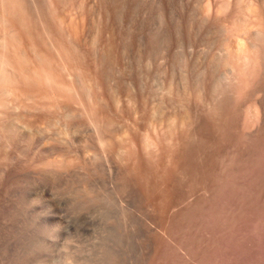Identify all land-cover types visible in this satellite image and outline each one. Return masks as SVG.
<instances>
[{
	"label": "rangeland",
	"instance_id": "1",
	"mask_svg": "<svg viewBox=\"0 0 264 264\" xmlns=\"http://www.w3.org/2000/svg\"><path fill=\"white\" fill-rule=\"evenodd\" d=\"M262 144L264 0H0V264H264Z\"/></svg>",
	"mask_w": 264,
	"mask_h": 264
},
{
	"label": "bare ground",
	"instance_id": "2",
	"mask_svg": "<svg viewBox=\"0 0 264 264\" xmlns=\"http://www.w3.org/2000/svg\"><path fill=\"white\" fill-rule=\"evenodd\" d=\"M49 3H50V2H49ZM22 8H23V7H22ZM23 10H24V9H23ZM44 12H45V11H44ZM61 20H62V19H61ZM64 21H65V20H64ZM22 23H23V22H22ZM14 25H15V24H14ZM67 25H68V24H67ZM27 28H28V27H27ZM48 29H49V28H48ZM78 31H79V30H78ZM78 31H77V32H78ZM38 33H39V32H38ZM51 33H52V32H51ZM40 34H41V33H40ZM50 36H51V35H50ZM21 37H22V36H21ZM40 38H41V37H40ZM42 39H43V38H42ZM40 40H41V39H40ZM52 40H53V39H52ZM55 42H56V41H55ZM28 44H29V43H28ZM45 44H46V43H45ZM54 44H55V43H54ZM73 45H74V44H73ZM39 46H40V45H39ZM57 47H58V46H57ZM72 47H73V46H72ZM61 48H62V45H61ZM63 48H64V47H63ZM76 48H77V47H76ZM69 49H70V48H69ZM75 50H76V49H75ZM59 51H60V50H59ZM65 52H66V51H65ZM42 53H43V51H42ZM44 53H45V52H44ZM71 53H72V52H71ZM47 54H48V53H47ZM61 54H62V53H61ZM68 54H69V53H68ZM69 55H70V54H69ZM69 57H70V56H69ZM69 57H67V58H69ZM74 58H75V57H74ZM83 58H84V57H83ZM85 59H86V58H85ZM68 60H69V59H68ZM79 60H80V59H79ZM65 66H66V65H65ZM76 66H77V65H76ZM62 68H63V67H62ZM78 69H79V68H78ZM91 70H92V69H91ZM70 73H71V72H70ZM87 78H88V77H87ZM222 88H223V87H222ZM248 89H249V88H248ZM216 90H217V89H216ZM218 90H219V89H218ZM211 106H212V105H211ZM214 106H215V105H214ZM215 107H216V106H215ZM215 107H214V109H215ZM222 107H223V106H222ZM224 107H225V106H224ZM224 107H223V109H224ZM209 108H210V107H209ZM218 108H219V109H218V111H219V110H220V107H218ZM225 108H226V107H225ZM236 108H237V107H236ZM223 109H222V110H223ZM226 109H227V108H226ZM210 110H211V109H210ZM216 110H217V108H216ZM222 110H220L221 113H223V111H224V110H223V111H222ZM227 111L229 112V109H228ZM233 111H234V110H233ZM235 111H236V110H235ZM186 112H187V111H186ZM206 112H207V111H206ZM225 112H226V111H225ZM188 113H190V112L188 111ZM218 113H219V112H218ZM218 113H217V114H218ZM221 113H220V115H221ZM184 114H185V113H184ZM214 114H215V113H214ZM225 114H226V113H225ZM228 114H229V113H228ZM185 115H187V114H185ZM185 115H184V116H185ZM205 115H206V114H205ZM223 115H224V114H223ZM223 115H222V116H223ZM235 115H236V114H235ZM215 116H217V115L215 114ZM218 116H219V115H218ZM222 116L220 117V119L222 118ZM227 116H228V115H227ZM229 116H230V115H229ZM181 117H182V116H181ZM188 117H189V116H188ZM203 117H204V115H203ZM182 118H183V117H182ZM205 118H209V117H205ZM205 118H204V119H205ZM223 118H224V117H223ZM184 119H185V118H184ZM184 119H183V120H184ZM187 119H188V118H187ZM190 119H191V118H190ZM190 119H189V120H190ZM192 119H193V118H192ZM220 119H219V120H220ZM227 119H228V118H227ZM187 121H188V120H187ZM205 121H206V120H205ZM209 121H210V120H209ZM222 121H223V119L221 120V122H222ZM229 121H230V120H229ZM257 121H258V120H257ZM189 122H190V121H189ZM191 122H192V121H191ZM218 122H219V121H218ZM223 122H224V121H223ZM183 123H184V122H183ZM183 123H182V127H183ZM197 123H198V122H197ZM210 123H212V122H210ZM233 123H234V122H233ZM191 124H192V123H191ZM191 124H189V125L192 126L193 124H192V125H191ZM199 124H200V123H198V125H197V124H196V125L199 126ZM225 124H226V123H225ZM196 125H195V127H196ZM223 125H224V124H223ZM206 126H207V125H206ZM218 126H219L220 129H221V126H220L219 124H218ZM218 126H217V127H218ZM232 126H233V125H232ZM184 127H185V126H184ZM192 127H193V126H192ZM200 127H201V126H200ZM200 127H198L199 130H201ZM212 127H213V126H212ZM223 127H225V126H223ZM198 128H197V129H198ZM209 128H210V127H209ZM232 128H233V127H232ZM169 129H170V128H169ZM171 129H172V128H171ZM184 129H185V128H184ZM190 129H191V128H190ZM211 129H212V128H211ZM218 129H219V128H217V130H218ZM220 129H219V132H220ZM228 129H229V128H228ZM195 131H196V130H195ZM197 131H198V130H197ZM197 131H196V132H197ZM213 131H214V130H213ZM226 131H227V130H226ZM181 132H182V131H181ZM184 132H185V131H184ZM192 132H193V131H191V133H192ZM202 132H204V131H201V133H202ZM214 132H215V131H214ZM219 132H218V134H219ZM223 132H224V131H223ZM227 132H228V131H227ZM242 132H243V131H242ZM249 132H250V131H249ZM191 133H190V131H189V134H190V135H191ZM194 133H195V132H194ZM181 134H182V133H181ZM226 134H227V133H226ZM192 135H193V134H192ZM198 135H199V134H198ZM202 135H203V134H202ZM202 135H201V136H202ZM224 135H225V134H224ZM238 135H239V134H238ZM250 135H251V134H250ZM188 136H189V135H188ZM216 136H217V135H216ZM221 136H222V134H221ZM241 136H242V135H241ZM241 136H240V137H241ZM186 137H187V136H186ZM189 137H190V136H189ZM192 137H193V136H192ZM198 137H199V136H198ZM222 137H225V136H222ZM193 138H194V137H193ZM213 138H214V137H213ZM238 138H239V137H238ZM247 138H248V137H247ZM252 138H253V137H252ZM188 139H189V138H188ZM222 139H224V138H222ZM231 139H232V138H231ZM239 139H240V138H239ZM239 139H238V140H239ZM242 139H243V138H242ZM185 140H186V139H185ZM192 140H193V139H192ZM201 140H203V138H202ZM229 140H230V139H229ZM235 140H237V139H235ZM238 140H237V141H238ZM257 140H258V139H257ZM187 141H188V140H187ZM205 141H206V139H205ZM205 141H204V143H205ZM225 141H226V140H225ZM239 141H240V140H239ZM178 142H180V141H178ZM181 142L183 143L184 141H181ZM189 142H190V141H189ZM192 142H193V141H192ZM226 142H227V141H226ZM229 142H230V141H229ZM234 142H236V141H234ZM251 142H252V140H251ZM255 142H257V141H255ZM255 142H254V143H255ZM182 143H181V144H182ZM193 143H194V142H193ZM195 143H197V142H195ZM195 143H194V144H195ZM207 143H208V142H207ZM211 143H212V142H211ZM214 143H215V140H214ZM223 143H224V141H223ZM239 143H240V142H239ZM179 144H180V143H179ZM181 144H180V145H181ZM188 144H189V143H188ZM194 144H193V145H194ZM197 144H199V143H197ZM225 144H226V143H225ZM240 144H241V143H240ZM240 144H238V145H240ZM243 144H245V143H243ZM257 144H258V142H257ZM193 145H192V146H193ZM203 145H204V144H203ZM206 145H207V144H206ZM206 145H205V146H206ZM210 145H211V144H210ZM213 145H214V144H213ZM218 145H219V144H218ZM234 145H235V147H236V144H234ZM262 145H264V144H262ZM192 146H191V147H192ZM246 146H247V145H246ZM195 147H196V146H195ZM209 147H210V146H209ZM212 147H213V146H212ZM221 147H222V146H221ZM239 147H240V146H239ZM253 147H254V145H253ZM193 148H194V147H193ZM236 148H237V147H236ZM240 148H241V147H240ZM248 148H249V147H248ZM256 148H257V146H256ZM202 149H204V148H202ZM241 149H242V148H241ZM258 149H259V148H258ZM173 150H174V149H173ZM187 150H188V149H187ZM195 150H196V149H195ZM199 150H200V149H199ZM209 150H210V149H209ZM162 151H163V150H162ZM165 151H166V150H165ZM175 151H176V150H175ZM175 151H174V152H175ZM179 151H181V150L179 149ZM200 151H201V150H200ZM204 151H205V150H204ZM212 151H213V150H212ZM254 151H255V150H254ZM256 151H257V150H256ZM172 152H173V151H172ZM183 152H185V151H183ZM193 152H194V151H193ZM206 152H208V150H207ZM251 152H252V151H251ZM170 153H171V152H170ZM175 153H176V152H175ZM194 153H195V152H194ZM199 153H202V152H199ZM166 154H167V153H166ZM190 154H191V153H190ZM190 154H189V155H190ZM203 154H204L203 156H206L205 153H203ZM208 154H209V153H208ZM239 154H240V153H239ZM249 154H250V153H249ZM257 154H258V153H257ZM191 155H192V154H191ZM199 155H200V154H199ZM201 155H202V154H201ZM240 155H241V154H240ZM253 155H254V154H253ZM195 156H196V155H195ZM211 156H212V155H211ZM251 156H252V155H251ZM254 156H255V155H254ZM257 156H258V155H257ZM169 157H170V155H169ZM173 157H175V156H173ZM173 157H172V158H173ZM188 157H189V156H188ZM191 157H192V156H191ZM191 157H189V158H191ZM207 157H208V156H207ZM209 157H210V156H209ZM258 157H259V156H258ZM170 158H171V157H170ZM180 158H181V157H180ZM205 158H206V157H205ZM223 158H225V157H223ZM196 159H197V157H196ZM198 159H199V157H198ZM201 159H202V157H201ZM217 159H218V158H217ZM169 160H170V159H169ZM173 160H174V159H173ZM188 160H189V159H188ZM188 160H187V161H188ZM205 160H206V159H205ZM212 160H213V158H212ZM212 160H211V161H212ZM159 161H160V160H159ZM161 161H163V159H162ZM161 161H160V162H161ZM171 161H172V159H171ZM182 161L184 162V160H182ZM202 161H203V160H202ZM202 161H201V162H202ZM258 161H259V160H258ZM190 162H191V161H190ZM198 162H199V161H198ZM225 162H226V161H225ZM225 162H224V163H225ZM251 162H252V160H251ZM254 162H255V161H254ZM202 163H203V162H202ZM212 163H213V162H212ZM156 164H159V163L156 162ZM167 164H169V163H167ZM190 164H191V163H190ZM204 164H205V163H204ZM204 164H203V165H204ZM213 164H214V163H213ZM258 164H259V163H258ZM159 165H160V164H159ZM161 165H162V164H161ZM163 165H164V164H163ZM180 165H181V164H180ZM191 165H193V164H191ZM198 165H199V164H198ZM224 165H225V164H224ZM249 165H250V164H249ZM171 166H172V164H171ZM171 166H170V167H171ZM174 166H175V165H174ZM177 166H179V165H177ZM199 166H200V165H199ZM168 167H169V166H168ZM168 167H167V168H168ZM193 167H194V166H193ZM197 167H198V166H197ZM159 168H160V167H159ZM179 168H181V167H179ZM183 168H184V167H183ZM183 168H182V170H183ZM209 168H210V167H209ZM209 168H208V169H209ZM164 169H165V168H164ZM189 169H190V168H189ZM177 170H178V169H177ZM257 170H258V169H257ZM155 171H156V170H155ZM197 171H198V170H197ZM204 171H205V169H204ZM152 172H153V171H152ZM164 172H165V171H164ZM177 172H178V171H177ZM180 172H181V171H180ZM185 172H186V171H185ZM194 172H195V171H194ZM213 172L215 173V171H213ZM223 172H224V171H223ZM256 172H257V171H256ZM156 173H157V172H156ZM166 173H167V172H166ZM170 173H172V172H170ZM188 173H189V172H188ZM188 173H187V174H188ZM201 173H202V171H201ZM216 173H217V172H216ZM219 173H220V172H219ZM253 173H254V172H253ZM150 174H152V173H150ZM163 174H164V173H163ZM168 174H169V173H168ZM189 174H190V173H189ZM189 174H188V175H189ZM198 174H199V173H198ZM205 174H206V173H205ZM257 174H258V173H257ZM184 175H185V174H184ZM184 175H183V177H184ZM188 175H187V176H188ZM199 175H200V174H199ZM201 175H202V174H201ZM218 175H219V174H218ZM223 175H224V174H223ZM223 175H222V176H223ZM168 176H169V175H168ZM185 176H186V175H185ZM189 176H191V174H190ZM193 176H194V175H193ZM195 176H196V175H195ZM202 176H203V175H202ZM207 176H208V175H207ZM212 176H213V175H212ZM222 176L220 177V179L222 178ZM158 177H159V176H158ZM158 177H157V178H158ZM169 177H170V176H169ZM200 177H201V176H200ZM186 178H187V177H186ZM188 178H190V177H188ZM188 178H187V179H188ZM201 178H202V177H201ZM207 178H208V180H209V177H207ZM165 179H166V178H165ZM192 179H193V178H192ZM256 179H257V178H256ZM161 180H162V179H161ZM167 180H168V179H167ZM169 180H170V179H169ZM179 180H180V179H179ZM183 180H184V179H183ZM194 180H196V179H194ZM199 180H200V179H198V181H199ZM201 180H202V179H201ZM221 180H222V179H221ZM162 181H163V180H162ZM164 181H165V180H164ZM186 181H189V180H186ZM147 182H148V181H147ZM150 182H151V180H150ZM152 182H153V181H152ZM174 182H175V181H174ZM194 182H195V181H194ZM194 182H193V183H194ZM206 182H207V181H206ZM211 182H212V181H211ZM220 182H222V181H220ZM228 182H229V181H228ZM253 182H254V181H253ZM158 183L160 184V182H158ZM167 183H168V182H167ZM183 183H184V181H183ZM191 183H192V182H191ZM197 183H198V182H197ZM153 184H154V183H153ZM200 184H201V183H200ZM208 184H209V183H208ZM213 184H214V183H213ZM226 184H227V183H226ZM253 184H254V183H253ZM162 185H163V184H162ZM167 185H168V184H167ZM185 185H187V184H185ZM192 185H194V184H192ZM197 185H199V183H198ZM151 186H152V184H151ZM181 186H182V185H181ZM206 186H207V185H206ZM223 186H224V185H223ZM227 186H228V185H227ZM227 186H225V187H227ZM251 186H252V184H251ZM258 186H259V185H258ZM191 187H192V186H191ZM203 187H205V186H203ZM211 187H212V186H210V189H211ZM214 187H215V189H216V186H214ZM218 187H219V186H218ZM225 187H224V188H225ZM252 187H253V186H252ZM174 188H175V187H174ZM192 188H193V189H196V188H194V187H192ZM198 188H199V187H198ZM207 188H208V187H207ZM224 188H223V189H224ZM227 188H228V187H227ZM204 189H205V188H204ZM220 189H221V188H220ZM172 190H173V186H172ZM216 190H218V189H216ZM226 190H227V189H226ZM168 191H169V190H168ZM173 191H174V190H173ZM193 191H195V190H193ZM208 191H209V189H208ZM208 191H207V192H208ZM224 191H225V190H224ZM253 191H254V190H253ZM162 192H163V191H162ZM195 192H196V191H195ZM195 192H192V193H195ZM220 192H221V191H220ZM157 193H158V192H157ZM213 193H214V192H213ZM213 193H212V194H213ZM216 193H218V191H217ZM225 193H227V191H226ZM225 193L223 192L224 195H225ZM221 194H222V193H221ZM215 195H216V194H215ZM217 195H218V194H217ZM217 195H216V196H217ZM164 196H165V195H164ZM213 196H214V195H213ZM220 197H221V196H220ZM212 198H213V197H212ZM214 199H215V198H214ZM218 199H219V198H218ZM215 200H216V199H215ZM254 206H255V205H254Z\"/></svg>",
	"mask_w": 264,
	"mask_h": 264
}]
</instances>
